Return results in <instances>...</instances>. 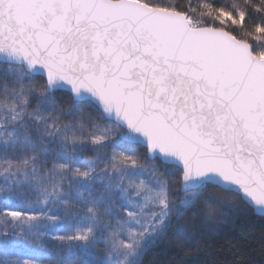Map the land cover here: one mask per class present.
Here are the masks:
<instances>
[{
	"label": "snow or ice",
	"instance_id": "snow-or-ice-1",
	"mask_svg": "<svg viewBox=\"0 0 264 264\" xmlns=\"http://www.w3.org/2000/svg\"><path fill=\"white\" fill-rule=\"evenodd\" d=\"M242 207L264 0H0V264H202ZM214 255L264 264V235Z\"/></svg>",
	"mask_w": 264,
	"mask_h": 264
},
{
	"label": "trees",
	"instance_id": "trees-1",
	"mask_svg": "<svg viewBox=\"0 0 264 264\" xmlns=\"http://www.w3.org/2000/svg\"><path fill=\"white\" fill-rule=\"evenodd\" d=\"M174 2H180V0H174ZM262 235H264V217L242 207L239 213L232 215L226 224L220 226L217 233L211 235L207 245L203 240L199 241L202 251L198 259L202 264L204 262L206 264H222L219 256L214 254L220 253L222 256L223 251L228 249H232L233 252L240 251L248 243L258 242ZM152 260L159 264H171L175 261V254L157 252Z\"/></svg>",
	"mask_w": 264,
	"mask_h": 264
},
{
	"label": "water",
	"instance_id": "water-1",
	"mask_svg": "<svg viewBox=\"0 0 264 264\" xmlns=\"http://www.w3.org/2000/svg\"><path fill=\"white\" fill-rule=\"evenodd\" d=\"M256 214V213H255ZM256 215H258V216H260L259 214H256ZM262 217V216H261Z\"/></svg>",
	"mask_w": 264,
	"mask_h": 264
}]
</instances>
